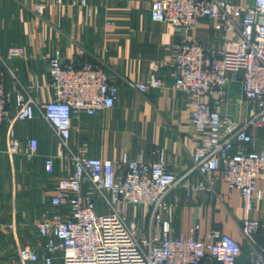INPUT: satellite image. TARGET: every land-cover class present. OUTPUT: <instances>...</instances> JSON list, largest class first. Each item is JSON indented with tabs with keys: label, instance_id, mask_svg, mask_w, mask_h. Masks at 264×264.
Returning a JSON list of instances; mask_svg holds the SVG:
<instances>
[{
	"label": "built area",
	"instance_id": "1",
	"mask_svg": "<svg viewBox=\"0 0 264 264\" xmlns=\"http://www.w3.org/2000/svg\"><path fill=\"white\" fill-rule=\"evenodd\" d=\"M40 9V2L35 10ZM150 17L172 25V87L187 93L192 108L189 121L200 136L191 164L176 174L168 168L163 149L147 162L124 155L117 168L111 159L91 156L83 145L69 144L72 118L84 111L93 114L113 106L117 85L103 67L80 48L65 61L56 48L47 56L48 82L52 95L41 101L31 89L39 87L31 77L22 85L9 66L11 57H24V49L11 46L0 52V125H5L4 151L31 160L38 141H23L14 128L16 121L40 115L58 141L56 156L66 164L53 183L50 216L36 222L43 252L35 245L19 246L21 264H236L241 244L231 235L210 229L195 235L175 236L162 214L169 207L168 195L182 187L187 195L212 191L219 172L228 189H236L247 210L254 208L262 191L256 185L264 174V144L257 146L253 130L264 128V0L251 4L230 0H152ZM207 19L217 32V47H205L193 39L191 28ZM14 80V113L9 112L11 91L5 78ZM238 84V91L232 85ZM164 81L152 73L137 83L140 91L162 88ZM46 173L54 171V157L44 158ZM69 168L71 169L69 171ZM192 172L201 178L193 180ZM85 186V187H84ZM150 207L146 230L139 231L125 207ZM263 223L245 217L241 232L250 238ZM261 252V251H260ZM254 252L255 264H264ZM58 260V263L56 262Z\"/></svg>",
	"mask_w": 264,
	"mask_h": 264
},
{
	"label": "crops",
	"instance_id": "2",
	"mask_svg": "<svg viewBox=\"0 0 264 264\" xmlns=\"http://www.w3.org/2000/svg\"><path fill=\"white\" fill-rule=\"evenodd\" d=\"M151 1L0 0V52L5 54L11 46L23 47L24 57H11L7 62L22 85H30L31 77L38 82L39 87L30 93L45 101L52 95L47 86V56L58 48L68 61L83 48L103 67L109 81L117 85V98L110 108L93 114L82 111L72 118L70 146L76 149L83 145L89 155L111 159L119 170L124 169V155L128 159L141 156L150 162L156 158L154 152L163 149L168 168L181 174L190 166L200 136L188 118L192 108L189 95L172 87V44L176 35L170 23L151 19ZM190 34L205 47L219 44L217 32L207 19L196 23ZM152 73L162 78L164 86L137 89L136 84L146 81ZM13 85L14 80L7 75L5 88L11 91V115ZM232 90L238 91L237 83ZM14 128L22 141L34 137L38 145L31 160L20 154L9 155L4 151L5 125H0V264H21L19 246L35 245L43 252L36 222L50 216L53 183L67 173L66 161L56 156L57 138L40 115L16 121ZM253 133L257 146L263 145L264 128ZM48 155L54 157L51 174L43 168ZM215 174L212 191L190 196L182 187L172 190L162 217L169 221L175 236H188L195 223L199 225L197 237L210 229L231 235L242 249H250L249 256L240 255L236 264H255L254 252L264 249V174L256 185L262 198L255 200L252 210L246 209L236 189H228L219 172ZM190 177L201 178L196 172ZM125 211L139 231L146 230L150 207L127 206ZM245 217L263 223L250 238L240 229Z\"/></svg>",
	"mask_w": 264,
	"mask_h": 264
},
{
	"label": "rangeland",
	"instance_id": "3",
	"mask_svg": "<svg viewBox=\"0 0 264 264\" xmlns=\"http://www.w3.org/2000/svg\"><path fill=\"white\" fill-rule=\"evenodd\" d=\"M250 254V249L249 248H247V247H243V249H242V247H241V255H244V256H249V254ZM259 255H264V249L260 252V254Z\"/></svg>",
	"mask_w": 264,
	"mask_h": 264
},
{
	"label": "water",
	"instance_id": "4",
	"mask_svg": "<svg viewBox=\"0 0 264 264\" xmlns=\"http://www.w3.org/2000/svg\"><path fill=\"white\" fill-rule=\"evenodd\" d=\"M263 261H264V256H263Z\"/></svg>",
	"mask_w": 264,
	"mask_h": 264
}]
</instances>
